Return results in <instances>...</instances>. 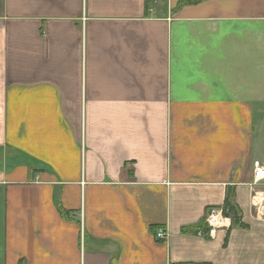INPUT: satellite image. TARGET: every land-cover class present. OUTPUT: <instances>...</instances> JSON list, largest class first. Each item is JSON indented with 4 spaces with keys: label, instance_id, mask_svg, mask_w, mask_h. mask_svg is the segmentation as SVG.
<instances>
[{
    "label": "crops",
    "instance_id": "1",
    "mask_svg": "<svg viewBox=\"0 0 264 264\" xmlns=\"http://www.w3.org/2000/svg\"><path fill=\"white\" fill-rule=\"evenodd\" d=\"M182 1L0 0V264H264V0Z\"/></svg>",
    "mask_w": 264,
    "mask_h": 264
},
{
    "label": "built area",
    "instance_id": "2",
    "mask_svg": "<svg viewBox=\"0 0 264 264\" xmlns=\"http://www.w3.org/2000/svg\"><path fill=\"white\" fill-rule=\"evenodd\" d=\"M254 179L256 182H264V167H262L259 162L254 163ZM261 211H264V210H261ZM262 214L264 215V213ZM220 217H222L221 211L215 210L206 219V223L208 224L207 235L209 234V236H213L215 233L216 227L222 224V220L220 219ZM199 234L204 236V233H199ZM156 238L161 241H167V239L169 238V234L166 231L164 232L162 230H159L156 234Z\"/></svg>",
    "mask_w": 264,
    "mask_h": 264
},
{
    "label": "trees",
    "instance_id": "3",
    "mask_svg": "<svg viewBox=\"0 0 264 264\" xmlns=\"http://www.w3.org/2000/svg\"><path fill=\"white\" fill-rule=\"evenodd\" d=\"M202 1L204 0H183L182 5H195ZM230 201L231 200L229 198L225 200L224 205L222 206L223 215L226 218L231 217L235 225L241 226L240 219L238 217V214L240 212V211L238 212L239 208L236 205H234L233 202ZM201 227H204V224H202Z\"/></svg>",
    "mask_w": 264,
    "mask_h": 264
},
{
    "label": "rangeland",
    "instance_id": "4",
    "mask_svg": "<svg viewBox=\"0 0 264 264\" xmlns=\"http://www.w3.org/2000/svg\"><path fill=\"white\" fill-rule=\"evenodd\" d=\"M261 165V164H260ZM262 166V165H261ZM263 167V166H262ZM256 182V181H255ZM256 183H261V182H256ZM255 196H257V199H251V202H252V207L254 208V211L256 212V215L257 216H264L262 213H264V211H261V210H264V199H262L261 197H259L260 195H258L257 193H255ZM256 198V197H255ZM260 200H262V201H260ZM215 210H217V209H212L210 212H209V214H208V216H207V218L212 214V212L213 211H215ZM217 211H221V213H222V217H220V219L222 220V224L221 225H219L218 227H216V229H215V231L217 230V229H224V228H226L227 226H226V220L224 221V219H227L226 217H224V215H223V211H222V207L220 208V210H217ZM206 218V219H207ZM224 218V219H223ZM264 218V217H263ZM206 219L204 220V223H205V225L206 226H208V224L206 223ZM158 232V231H157ZM165 232V231H164ZM167 232V231H166ZM168 233V232H167ZM157 234V233H156ZM208 236H209V234H208Z\"/></svg>",
    "mask_w": 264,
    "mask_h": 264
}]
</instances>
